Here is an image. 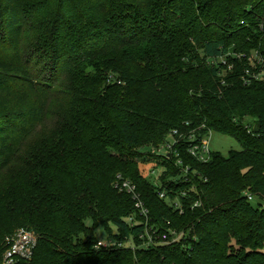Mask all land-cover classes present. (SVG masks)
<instances>
[{
	"label": "trees",
	"instance_id": "trees-1",
	"mask_svg": "<svg viewBox=\"0 0 264 264\" xmlns=\"http://www.w3.org/2000/svg\"><path fill=\"white\" fill-rule=\"evenodd\" d=\"M27 1L0 0V262L25 228L20 264H264V0ZM174 130L176 155H152ZM211 131L241 150L190 157ZM118 175L179 243L144 247ZM99 226L133 247L96 249Z\"/></svg>",
	"mask_w": 264,
	"mask_h": 264
},
{
	"label": "built area",
	"instance_id": "built-area-1",
	"mask_svg": "<svg viewBox=\"0 0 264 264\" xmlns=\"http://www.w3.org/2000/svg\"><path fill=\"white\" fill-rule=\"evenodd\" d=\"M260 76V75H259ZM208 134L203 135L200 138H197L194 135L188 137L187 141L189 142L187 148V154L200 163H205L210 159V150L208 148ZM178 132L176 130L171 132L168 141L157 148H153L151 150L152 155H156L161 157V160H166L170 158V155L173 153L176 155L175 146L179 143V140L176 138ZM160 160V159H159ZM157 160L150 161L148 163H140L139 169L141 171L142 176L145 178L143 172L147 167L150 168L151 174L155 175L154 182L152 185L155 187L160 186L159 178L164 172V168L158 165ZM177 165H179L180 172L184 177L185 181L191 182L189 177L190 169L187 166H182L181 161H177ZM146 179V178H145ZM114 187L119 192H125L129 194L132 199L135 201V208L138 210L139 216L142 217V220L137 224H143L144 227V236L141 235V239L144 241V247L157 246V245H169L174 243H179L181 238L183 237V233L176 232L175 230L168 229L166 232L158 235V231L154 229V227H148L147 221L149 212L147 208H145L144 204L140 200L139 194L136 190V186L131 182L124 180L120 175L116 177L114 182ZM158 196L161 199L166 198V194L164 191H158ZM250 199V197H249ZM174 207L181 210V205L179 201L175 200L173 203ZM199 202H195L192 206L198 207ZM128 222H132L134 224L133 219H129ZM125 244H129V246L133 247L131 241H127L124 243H116L113 239L107 238L105 241H98L95 244L96 249H114L116 247L125 246ZM36 245V236L35 234L28 229L19 228L15 230L12 234L8 235L4 239V251L2 254V259L0 264H20L21 262L29 261L32 257L33 250Z\"/></svg>",
	"mask_w": 264,
	"mask_h": 264
},
{
	"label": "rangeland",
	"instance_id": "rangeland-1",
	"mask_svg": "<svg viewBox=\"0 0 264 264\" xmlns=\"http://www.w3.org/2000/svg\"><path fill=\"white\" fill-rule=\"evenodd\" d=\"M27 2H28V4H31V5L34 3V1H31V0H29ZM34 23L37 24V22H30L29 25L30 26H36V25H34ZM45 123H46L47 129L53 128V126H52L53 120L51 117H48ZM208 148H209L211 153H219L224 157H226L230 151H240L241 150V146L236 142V140H234L233 138H231L229 136L222 135V134L215 132V131H211L209 136H208ZM139 171H140V169H139ZM150 172H151L150 168L147 167L145 169V171L143 172V174H144L145 178L150 183L153 184L155 175H152ZM14 174H15L14 169H11V170L7 171V173L2 174V176H0V188L3 187L4 183H8L11 180V178L14 176ZM95 236H96V239L98 241H105L107 239L106 232L100 226L96 228ZM125 246L128 247L129 244H125Z\"/></svg>",
	"mask_w": 264,
	"mask_h": 264
}]
</instances>
